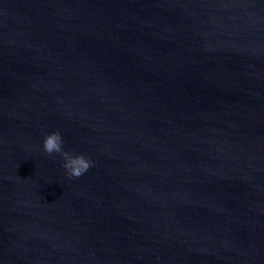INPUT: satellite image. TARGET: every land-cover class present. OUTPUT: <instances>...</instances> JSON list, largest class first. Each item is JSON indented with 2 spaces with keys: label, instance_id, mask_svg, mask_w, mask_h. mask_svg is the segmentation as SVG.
<instances>
[{
  "label": "water",
  "instance_id": "95a60500",
  "mask_svg": "<svg viewBox=\"0 0 264 264\" xmlns=\"http://www.w3.org/2000/svg\"><path fill=\"white\" fill-rule=\"evenodd\" d=\"M0 264H264V0H0Z\"/></svg>",
  "mask_w": 264,
  "mask_h": 264
},
{
  "label": "clouds",
  "instance_id": "9594fccd",
  "mask_svg": "<svg viewBox=\"0 0 264 264\" xmlns=\"http://www.w3.org/2000/svg\"><path fill=\"white\" fill-rule=\"evenodd\" d=\"M63 145V137L60 131L57 130L45 136L43 150L49 156L55 153L63 157V167L69 179L80 178L94 166V161L91 158L84 154L73 155L65 151Z\"/></svg>",
  "mask_w": 264,
  "mask_h": 264
}]
</instances>
